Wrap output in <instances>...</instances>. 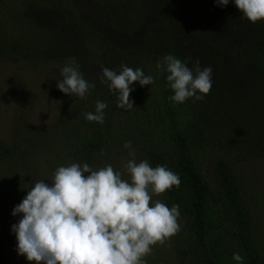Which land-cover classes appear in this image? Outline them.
<instances>
[{
	"label": "trees",
	"instance_id": "trees-1",
	"mask_svg": "<svg viewBox=\"0 0 264 264\" xmlns=\"http://www.w3.org/2000/svg\"><path fill=\"white\" fill-rule=\"evenodd\" d=\"M132 1L139 7L109 0L114 16L96 23L78 0H0L1 62L26 58L50 68L52 57L66 63L75 57L96 85L50 126L31 134L20 128L13 142L0 143V181L7 177L2 183L22 199L26 192L12 175L20 166L45 183L72 163L123 171L131 158L124 144L131 141L137 162L164 165L181 179L179 188L153 196L169 208L179 204L181 230L145 257L147 264H236L235 252L244 264H264V179L252 162L264 161V21L244 19L234 0L223 7L216 0ZM47 14L49 22L41 17ZM168 54L189 68L197 61L212 68L213 86L202 101L169 100L167 73L157 68ZM94 57L101 69L141 68L154 83L131 85L134 108L119 109L101 70L89 72ZM97 100L108 104L103 124L85 119ZM2 234L0 227L1 244Z\"/></svg>",
	"mask_w": 264,
	"mask_h": 264
},
{
	"label": "clouds",
	"instance_id": "clouds-1",
	"mask_svg": "<svg viewBox=\"0 0 264 264\" xmlns=\"http://www.w3.org/2000/svg\"><path fill=\"white\" fill-rule=\"evenodd\" d=\"M230 0H216L227 6ZM242 17L251 23L264 21V0H234ZM167 73L166 80L174 93L169 100L183 104L190 98L202 101L212 89V68H193L172 54L157 63ZM101 82L117 97L116 107L134 108L131 87L154 83L141 68L121 66L116 71L103 67ZM57 88L62 93L83 100L95 89L80 71L75 57L61 69ZM108 104L97 100L95 113H85L89 122L104 123ZM124 148L131 157L122 162V169L111 164L93 170L87 163L60 166L51 183L40 180L27 192L12 211L20 216L11 227L15 234L18 255L35 264H147L153 246L163 244L181 230L179 204L169 208L161 200H153L173 187L179 188L180 176L164 165L152 167L147 159L137 162L132 142ZM87 174V175H85ZM129 179H124V175ZM236 264L244 257L233 253Z\"/></svg>",
	"mask_w": 264,
	"mask_h": 264
},
{
	"label": "rangeland",
	"instance_id": "rangeland-1",
	"mask_svg": "<svg viewBox=\"0 0 264 264\" xmlns=\"http://www.w3.org/2000/svg\"><path fill=\"white\" fill-rule=\"evenodd\" d=\"M127 1L132 2L131 4L135 7H139L137 1ZM78 2L85 10V17L92 20V22L107 21V18L114 16L112 11L106 9L109 0H78ZM41 17L47 22L50 21L48 14L41 15ZM45 37L49 39V37ZM114 39L117 40L118 38ZM50 41L52 42V40ZM55 43L57 42L55 41ZM132 43L135 44L133 39ZM50 59L53 62L57 61L50 68L37 67L35 64L33 66L27 62L26 58H23L22 61L17 58L10 62L0 61V143L13 142L16 138L14 134L20 128L31 134L50 126L59 117L60 113H63L68 106L77 100V97L66 95L57 88L58 80L62 79L61 69L67 63L59 57ZM94 59L95 57L90 60L93 65L89 66L88 69L92 76H97L101 68L94 66L98 62ZM252 162H255L254 171L257 172L258 176L260 175L261 179H264V161L254 160ZM43 170L45 169L40 165L38 171L43 174ZM12 175L18 187L21 186V191L26 193L23 194L22 199H19L8 188L7 184L2 183V181L7 180V177L1 178L0 227L3 234L2 244L0 243V264H35V262L27 261L24 256L18 255L16 251L17 245L14 242L16 238L13 237L14 233H12L11 227L21 217H14L11 213L15 206L22 202L30 188L38 181L40 175L32 168L28 169V166L16 168L13 170ZM164 246H166L164 243H158L156 245L158 248L153 247L151 254L159 251V248H165Z\"/></svg>",
	"mask_w": 264,
	"mask_h": 264
}]
</instances>
